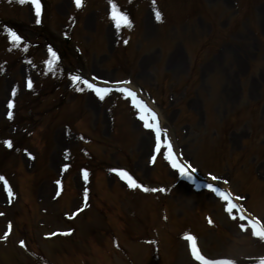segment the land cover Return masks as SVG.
Segmentation results:
<instances>
[{
	"label": "rangeland",
	"instance_id": "obj_1",
	"mask_svg": "<svg viewBox=\"0 0 264 264\" xmlns=\"http://www.w3.org/2000/svg\"><path fill=\"white\" fill-rule=\"evenodd\" d=\"M88 1L89 5L83 12L75 7L73 0H52L48 6L41 1V24L37 25L27 7L13 6L8 0H0V15L14 17L20 21L21 29L17 33L18 35H23V42L19 46L12 45L8 47L6 44H4L3 48L2 45L0 46V49L2 48L0 62L6 63V71L8 70L9 73L13 72V67L18 59L33 57L31 55L33 53L36 54V51L42 57L48 53L49 47L53 50L62 49L64 46L60 40L63 35H69L72 38L70 43L74 41V43L81 45L85 51V59H81L78 56L72 57L66 52V60L64 62L75 66V72L72 76L75 73L77 74V71L81 72L78 69L80 68V63H82L84 66L82 69L84 71V73L82 72L83 75L86 76L89 73H93L99 78L100 76L101 78L104 77L107 84H109V80L122 79L126 75L124 74L126 70H121L114 77L113 62H120L122 67L127 66L128 68L129 66L128 73L130 74V71H132V83L136 86L145 87L159 101L158 107L162 113L163 125L170 129V134L173 137H178L175 140L176 145L182 149L185 157L196 163L202 169V173L205 172L204 170L220 172L218 175L225 180L229 179L228 175L231 179L228 185L230 189L236 194L237 191L243 194L246 208L255 215L264 218V94L258 108L250 110L249 116L244 117V102L255 100L258 93L264 91V87L262 89L259 85L263 78V75H259L262 71L259 70L256 74V70H252L255 73L249 74L244 79V59L240 60L241 62L239 63L238 58L235 56V45H230L226 52L222 53L224 55L219 54L218 51L209 50L208 54L197 66L198 69L191 70L192 67H195L193 65L190 66V59L193 58L194 54L180 49V44L183 41L192 40L193 33H206L210 28L211 20L214 18L212 16L207 21H198L195 24L194 32L188 27L184 29V34L182 33L181 36H177V34L171 35L170 38H173L176 45L171 47L167 53L161 50L162 55H160L158 46L161 43L155 41V39L160 40L158 38L160 29L155 28L149 22V12L146 11L145 6L135 12V17H137L140 25L136 31L132 32L129 47L121 48L120 43H116L115 50H113L114 38L109 31L110 22L108 21V12H105V0ZM49 15L51 16L49 17ZM72 19L76 20V24L73 28H70ZM35 36L39 37L38 46L35 49L28 48V41L26 43L25 39L28 38V40L33 41ZM238 39L244 41L242 36ZM238 39H234V41L240 44ZM147 42L151 43L146 44ZM138 45H140L141 50L137 54L135 49ZM201 45L200 40L195 42L197 48H200ZM173 59L181 60L179 68H173ZM38 70L39 73L45 74L49 71L46 63H41L38 66ZM12 75L13 80L19 81L20 88L23 87V73H13ZM216 77L218 79L217 88L219 92L216 93L217 103L215 104L214 102L209 103L208 94ZM252 80L256 83L252 84ZM8 86L6 79H0V100L2 102L7 96ZM225 87L229 88L228 96L224 93ZM45 89L50 90L47 86H42V93H45ZM66 94H59L58 92V94L52 95L49 100L51 103L45 102L47 108H32V111H34L31 113L33 115L32 126L30 125L29 128L34 127L38 123L46 127L42 137L45 138L44 143L47 144V147L43 156L38 159V162L32 168L34 173L36 172L35 184L33 188L26 189L31 190L27 193L31 194L33 198V210L28 220H22L20 217L18 219L19 213L17 209L21 210L22 207L24 208L23 199L25 197L20 201L18 199L17 203H12L9 198H6L4 187L0 184V264H36L27 255L31 250L30 241L27 240V244L23 243V246H21V243L19 245L16 244L22 241V237H25L22 221H26V228L30 230L32 235V238L30 237L31 239H29L33 241L34 248L40 252L37 256L43 255L51 261L52 257L57 258L55 254L59 251L62 253L69 250L68 243L70 241L74 242L79 237H82V240L86 239L87 244V247L80 248L84 255H89L94 248L93 253H95V256H93L91 261L92 264H116V260L106 256V246L104 244L103 247L94 245L92 248L90 246L92 242H95L94 239L98 241L106 239V237H98L99 231L104 228V221L101 220L100 214L94 208L84 211L77 218H69V216L64 218L62 216L64 209L69 212L79 204L77 192L79 193L80 189L83 191L84 187L77 175L74 176L72 181V186L76 193L75 191L71 193L70 199L67 201L51 202L50 196L53 192V185H51L49 179L55 178L57 175L60 163L59 150L65 147L66 143L62 137V124L68 120H77L79 129L87 130L92 137H96L95 143L90 145L94 149V160L105 156L107 161H112V166H120L122 158L124 166L131 167L140 178L150 184H156L150 181L154 176L155 180L158 181L157 183H167L169 181L168 178L170 180L175 178L173 172L166 171L159 160L157 168H155L156 166L150 168L146 165V160H150L147 155L150 151V144L152 145V131L150 129H141L138 124L133 122L134 120L130 116L128 117L127 113H122L121 109H123L124 105L121 104L122 102L119 101L118 97L107 98L119 104L116 117L120 118V125L116 124V126H118V129L127 131L126 135L122 136L123 139L120 138L113 141V146H116V150L115 147H108L110 140H103L104 131L108 127L105 112L108 102L97 104V101L87 95V93H82V95L79 93L76 98H74L75 95L73 93ZM2 102L0 101V117L3 112ZM56 102H62V106L56 114L52 112L45 114L43 112V110L46 111ZM66 102H69L68 105H63ZM224 115L238 116V120L234 118V122L228 123L229 119H226V128L220 132L221 120ZM213 116L217 118L218 125L208 121V119L214 121L212 120ZM202 120L203 123L201 122ZM94 125L96 126L94 127ZM181 129L184 130V133L182 132L180 135ZM0 141L1 143L3 142L2 139ZM142 141L146 145L141 146ZM17 145L18 143L15 141V146ZM231 151L232 153L236 151L240 158L238 154L236 156L229 155L228 152ZM43 157L45 158L44 167L41 165ZM115 161L119 163H115ZM18 163L23 169H30V165L25 162L21 154L14 156L13 153L4 159V164L7 167H5L6 169H0L4 173L3 176L11 178L13 169L11 167L18 165ZM248 165L256 168L258 177L255 171L252 172L247 169ZM161 167L164 173H162ZM71 175L69 174V176ZM105 179L108 186L111 185L117 188L116 184H112L115 181L113 178H109L106 175ZM19 189L22 196H24L23 187L21 186ZM97 192L98 198L104 200L113 195L111 191H105L103 183L98 186ZM187 192L184 189L173 191L172 195L165 199L168 211V226L166 228L157 222L158 211L157 206L153 203V197H147L146 199L148 200L141 201V204L136 200L132 203L130 199H125L124 197V205L135 206V213L139 216L146 209L144 203L147 202L148 217L144 219V226H148L149 229L152 224H155L157 226L156 238L159 241L158 250L153 251L149 255L153 264H191L184 244L179 241L174 243V235L185 231L198 234L202 251L209 258L227 254L239 257L244 256V262L250 261L252 264L260 261V249L253 247V245L243 246L247 239L240 237L239 229L237 230L233 225L237 223L248 228L246 224L235 216L233 212H231L230 217L235 222L232 223L227 220L220 207L221 201L212 199L209 193L204 192L201 194V199L199 198L200 195L197 196L193 193L194 191ZM222 208L224 209V207ZM16 213L17 216L15 218L14 214ZM207 215H210L217 222L219 229L207 226ZM11 219L15 223L14 230L16 232L8 237V235L5 236L4 228L5 224L9 223ZM111 223L113 225L112 220ZM69 228H74L75 232ZM62 229L71 232L73 234L72 237L69 236L66 241L59 239V237L52 241H43L41 239V234L44 232L59 230L58 233H61L63 232L60 231ZM142 231L141 235L134 234L133 226L127 227L121 221H118L114 232L115 242L122 249H130L132 241L152 238L148 233L149 231L145 229ZM7 238L8 240L6 241ZM105 244L108 249L113 245L108 239L105 240ZM261 252L262 254L264 253V248L261 249ZM142 255L143 249H138L133 259L135 258V261H138ZM117 256L121 259L120 254H117ZM137 264H144V260L138 261Z\"/></svg>",
	"mask_w": 264,
	"mask_h": 264
},
{
	"label": "snow or ice",
	"instance_id": "obj_2",
	"mask_svg": "<svg viewBox=\"0 0 264 264\" xmlns=\"http://www.w3.org/2000/svg\"><path fill=\"white\" fill-rule=\"evenodd\" d=\"M17 2L21 5L25 4V3H30L32 8L34 9V15H35V23L37 25L41 24V15H42V6H41V0H17ZM75 7L77 9H80L83 6V0H73ZM109 4H110V13H109V18L115 22V27L117 28V30H119L122 26L124 27H128L130 26L129 22H128V17L123 14L120 13L117 9V6L115 3L112 2V0H109ZM155 18L157 21L160 20L161 16L159 12L155 13ZM7 35L10 37V42L15 45V46H19L22 42V38L15 32L12 30H8ZM125 43H127V41H125ZM26 50V47H25ZM48 52L50 54V56L52 57V59L46 61L47 65L49 66V70L52 69V67L55 64L56 58H57V53L55 51H53V49L51 47L48 48ZM93 79H96L95 77H93ZM71 80L73 81V84H76V82H82L87 89L91 90L92 92L95 93L96 97L99 98V100L103 101L105 99V96L112 91V89L109 88H103V87H99L94 85L93 83H90L88 80H82V78L79 75H73L71 76ZM107 83V82H105ZM119 83H123V84H128L129 81H123V82H117ZM33 84L32 81L29 80L27 82V88L28 89H32ZM77 91H82L83 89L81 88H77ZM116 91H119L120 93L125 94V98H131L133 107L137 108L138 111L141 113L139 115V119L141 121L144 122V127L145 128H153L154 125L152 123H150L147 119H145V114H149L151 116V120L155 121L156 120V114L154 112H152L140 99L137 98V94L130 90L129 88H124V87H118L116 89ZM16 94V89L12 90V95L15 96ZM13 103L10 100L8 102V109L11 110L13 108ZM8 118L11 119L12 118V112L9 111L8 112ZM4 144L8 147V148H12V142L9 140H5ZM157 149H159V131L157 129ZM172 163V167L174 169H176L179 172V175L183 178L188 179L189 181H191L193 179V176L191 175V173H195L197 170L195 168H191L190 165L188 166H183L181 164H178L176 161H171ZM188 169H190V172L188 171ZM122 179L126 180L127 185L130 189H137L140 188L142 191H157V189H148V188H144L142 187V185L138 184L136 182V180H134L132 178V176H130L127 172L125 171H118L117 173ZM84 177L85 179H87V172L84 173ZM210 179L212 181H216L218 178L215 176H210ZM0 182H3L4 184V190L8 193V195L11 197L12 196V191L10 189V187L8 186V182L4 179L3 176H0ZM205 187L215 193L218 196H221L222 198H227L225 197V194L222 193L220 191L219 188L215 187L212 183H208L205 185ZM160 191H163V189H160ZM85 197H87V192H85ZM237 205L234 204H229L226 207V211L229 212V214H231L233 208H236ZM82 210V209H81ZM235 219V217H233ZM241 219H244L243 216H241ZM258 222L257 221H249V226L252 228V233L254 236L259 237L261 240H264V226H257ZM242 230L244 229V225H241ZM62 234H69V233H62ZM5 236H7V233H5ZM186 240L191 241L192 243L189 245L190 249L192 251L193 257L197 260L200 261L201 264H221L220 260H206L203 256L199 255L198 250L195 246L194 243V238L192 236H186L185 237ZM21 246H23V242L21 241ZM230 264H235V262H230ZM260 264H264V259H261Z\"/></svg>",
	"mask_w": 264,
	"mask_h": 264
},
{
	"label": "bare ground",
	"instance_id": "obj_3",
	"mask_svg": "<svg viewBox=\"0 0 264 264\" xmlns=\"http://www.w3.org/2000/svg\"><path fill=\"white\" fill-rule=\"evenodd\" d=\"M172 64L174 65L173 68H179V65H180V61H177V60H172ZM152 106V105H151ZM153 110L156 112L157 114V121H159V124H160V120H161V123L163 122V119H162V116H161V113H159V111L155 108V107H152ZM141 146L143 145H146L144 141L141 142L140 144ZM151 146V145H150Z\"/></svg>",
	"mask_w": 264,
	"mask_h": 264
}]
</instances>
